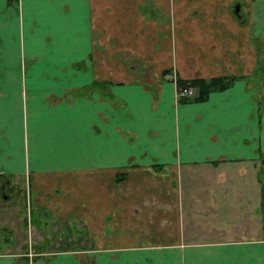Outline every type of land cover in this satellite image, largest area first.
I'll list each match as a JSON object with an SVG mask.
<instances>
[{"label":"crops","instance_id":"obj_1","mask_svg":"<svg viewBox=\"0 0 264 264\" xmlns=\"http://www.w3.org/2000/svg\"><path fill=\"white\" fill-rule=\"evenodd\" d=\"M106 1L0 0V174L83 231L82 247L0 248V264H264V90L248 84L264 0L251 24L216 26L135 25L112 2L108 22ZM224 75L176 101L174 77ZM230 161L236 179H197Z\"/></svg>","mask_w":264,"mask_h":264},{"label":"rangeland","instance_id":"obj_2","mask_svg":"<svg viewBox=\"0 0 264 264\" xmlns=\"http://www.w3.org/2000/svg\"><path fill=\"white\" fill-rule=\"evenodd\" d=\"M238 1L239 7L235 6L232 0H108L106 1L107 6L105 7L106 13H109L110 16L118 15L116 10L112 7L109 2L116 3V5L123 6V15L126 18H129V23L135 25L143 26V21L151 22L153 26L155 25H220L218 24V17L221 13L225 15V17L230 18L233 23L240 14L245 18L244 23L247 24L253 18V15L257 13L255 10L257 8L256 2H250L245 0H235ZM200 2V3H199ZM196 3V4H194ZM199 3V4H198ZM237 4V3H236ZM197 5V6H195ZM194 6V7H191ZM239 8V9H238ZM113 13V14H111ZM222 16V15H221ZM239 16V17H241ZM134 17H139L140 22L135 21ZM148 19V20H147ZM150 19V20H149ZM116 18H108V22H116ZM251 21L249 23L251 24ZM243 24L242 22H240ZM264 44V42H263ZM258 42L256 45L258 47V51H260L259 59H261V64L257 61V67L255 69V73L251 75L249 78V86L253 87L256 92L264 90V75L263 73H259L258 68L261 66L264 68V45ZM260 64V65H259ZM242 164H236V162H227V163H219L218 169L211 170L210 174L205 173L202 175H198L197 179H204L205 181L210 182L213 178H217V174L219 170L227 168L228 171H231L233 175H230L233 179H236L239 176L237 171L243 172L239 170V166ZM204 165L203 167H206ZM259 180H263L264 178V169L261 167L258 171ZM260 175V176H259ZM219 173V179L220 178ZM243 176V187L246 190L245 176ZM247 177V176H246ZM245 181V182H244ZM230 189L232 190L231 194L236 193V183H232L230 181ZM19 185L22 187L21 182ZM240 196L235 198V201H242L244 196L242 195V189ZM21 197L18 193L15 192L17 196H19L20 200H15V196L11 197L12 200L9 202L3 203L0 199V248H5L6 246H12V249H18L25 246L31 245L32 247H42L45 251L54 250L57 248H67L73 246H81L83 245V235L82 229H80V224L75 223L73 218L71 217V221H58L49 214L45 213L40 208V219L38 218V214L34 205H30L27 203L25 194L21 192ZM230 194L231 199L233 196ZM231 216V215H230ZM260 217V213L258 214ZM258 217V218H259ZM53 221L57 225H53ZM42 234L46 237H40L39 242H36V235ZM40 236V235H39ZM77 237V238H74ZM74 238V239H73ZM73 239V240H72ZM7 240V242L5 241ZM29 241V243H28Z\"/></svg>","mask_w":264,"mask_h":264},{"label":"trees","instance_id":"obj_3","mask_svg":"<svg viewBox=\"0 0 264 264\" xmlns=\"http://www.w3.org/2000/svg\"><path fill=\"white\" fill-rule=\"evenodd\" d=\"M10 3H15L17 0H8ZM264 75V69L261 70ZM259 71V73H261ZM170 71L167 69H164L160 75H165L169 73ZM235 79V77H229L228 75L224 76H215V77H208L206 79L201 77H194L189 79H180L179 77H174L172 79L173 86L175 87V94H176V101L183 104V102H189V101H203L206 100L207 95L210 92L222 90L226 88L227 86H230L231 82ZM189 88L191 93L190 95H181L180 92L182 89ZM155 169L158 171L161 169V167L154 166ZM121 176L115 177V181L119 180Z\"/></svg>","mask_w":264,"mask_h":264},{"label":"flooded vegetation","instance_id":"obj_4","mask_svg":"<svg viewBox=\"0 0 264 264\" xmlns=\"http://www.w3.org/2000/svg\"><path fill=\"white\" fill-rule=\"evenodd\" d=\"M17 186H14L11 184L8 177H6L3 174H0V199H2L1 202L6 203L9 202V200H12L11 197L14 195L15 200H20L19 196L21 197L22 193L18 189H16ZM16 193H18L19 196H17ZM36 212L38 214V218L40 219V209H36Z\"/></svg>","mask_w":264,"mask_h":264},{"label":"built area","instance_id":"obj_5","mask_svg":"<svg viewBox=\"0 0 264 264\" xmlns=\"http://www.w3.org/2000/svg\"><path fill=\"white\" fill-rule=\"evenodd\" d=\"M190 93H191V91H190V89L189 88H185V89H182L181 90V92H180V94L182 95H190Z\"/></svg>","mask_w":264,"mask_h":264}]
</instances>
